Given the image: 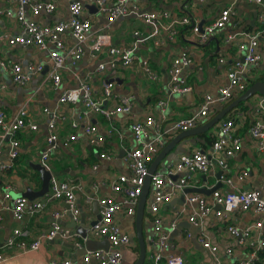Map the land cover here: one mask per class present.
I'll return each mask as SVG.
<instances>
[{
	"label": "built area",
	"instance_id": "built-area-1",
	"mask_svg": "<svg viewBox=\"0 0 264 264\" xmlns=\"http://www.w3.org/2000/svg\"><path fill=\"white\" fill-rule=\"evenodd\" d=\"M15 6L0 10L9 18H13L19 27L16 35L0 33V44L8 46H35L39 50L47 52L50 61V70L46 78L54 89L61 85V73L70 66L79 62L85 54V43L90 41V52L93 57H98L100 50L106 48L107 59L98 62L95 69L102 72L105 68L114 69L117 66L129 67L138 63L147 78L151 81L158 80V74L150 67L147 57L137 54V46L150 39L156 47L173 41L179 33L180 27L189 26L190 19L187 15H174L167 10H143L131 0H68V18L52 23L38 21L41 13L52 14L56 11V3L50 0H13ZM204 2L206 0H200ZM241 0H229L228 4L221 8L217 16L209 23L198 26L191 24V31L196 35L199 43H205L214 32L224 28L236 13V5ZM258 6L257 20L260 30L254 33H238L229 35L226 41H234L237 44L241 57L233 60L226 70L227 83L218 87L216 94L207 93L200 101L199 107L190 115L173 120L169 129H164L162 123L166 118L167 101L161 99L157 105L161 109L160 117L146 114L143 119L133 120L130 125L135 146L124 156L127 164V173H121L111 182V189L121 194V200L110 197L98 199V214L100 218L96 223L86 229V236L81 237L73 228L62 225L61 219L71 215V220L78 222L81 209L77 206L76 192L81 189L78 180L69 178L59 180L51 170V156L60 145L57 134V121L63 118L59 106L69 102H80L84 108V115L101 114L110 119L113 115L128 113L131 109L132 97L120 95L115 105L107 107L106 101L113 95L114 80L110 77L102 78L99 83V96L94 94L91 75H85L79 81L75 91H63L58 98L57 109L43 108L46 114V137L43 149L40 152L39 163L51 172L49 190L40 198L30 200L22 195L13 198L11 204L2 203L0 210H10L16 221H21L26 215H34L44 209L54 200H62L67 204L66 208L51 212L52 222L50 227L42 232L39 238L29 240V230L15 227L6 241L9 247L17 246L24 250H34L44 240H76V249L84 248V243L89 235L106 239L108 249L98 248L85 250L81 259L65 257L51 260L50 264H120L123 260L122 249L132 242L129 234L122 230L116 222L117 214L125 213L134 216L139 196L149 167L156 155L167 143L166 133H179L186 131L195 125L206 122L216 110H220L238 91H244L249 85L247 75L260 63L259 37L264 35V2L263 0H244ZM86 5L93 6L95 13L104 16L105 22L93 29L91 19L83 16ZM137 16L148 27L147 32L134 30L133 42L130 45H116L113 43L110 33L111 26L118 19ZM36 17V19L34 18ZM240 34V35H239ZM239 35V36H238ZM242 37V38H241ZM221 62L224 59H220ZM192 62L187 52L174 55L168 69L167 90L171 94H183L191 91L183 69ZM45 63L29 62L26 66L8 59H0V69L9 72L11 82L16 86H25L32 77L44 70ZM264 77V75H263ZM7 88L0 83V91ZM250 113L246 116L243 110L232 109L226 113L211 131L212 142L206 150L195 149L181 154L176 159H163L160 167L154 171L150 179V200L148 211L150 214L151 233L149 236V251L145 255L143 264H186L184 256L180 253L168 252L172 247L170 231L174 230L179 220L186 217L187 221L197 228L207 225V217L213 213L218 220L226 217L232 211H252L257 217L254 222L239 227L228 224L225 228L227 236L235 239L236 244L248 248L240 258L229 262L223 256L232 257V248L224 246V253L220 254L218 243H213L206 234L188 232L187 237H193L211 256L212 264H256L258 252L264 247V184L248 190L239 189L238 181H243L246 175L241 170L235 175L222 177L224 183L229 186L227 190L216 188L208 194L187 192L186 188H205L199 184V174H205L215 168L227 170L228 158L234 156L242 147V136L239 131L247 125V132L258 151H264V96L256 94L250 101ZM220 105V106H217ZM217 106V107H216ZM226 106V105H225ZM253 117H252V116ZM248 120V121H247ZM248 123H247V122ZM72 134L63 141L68 145L71 141L84 137L88 144L98 151L103 147V140L99 136L95 124L86 120L81 122L71 121ZM37 131L38 122L28 113L26 106L19 108L14 116H9L0 109V175L12 167L19 153V140L17 134L20 131ZM149 130L153 131L150 137ZM112 130L108 132L111 133ZM4 146L7 149L4 150ZM101 158H109V154L98 151ZM7 161L3 159V156ZM158 165V166H159ZM96 167V166H95ZM175 176V177H174ZM221 180V178H220ZM10 185L3 184L0 188L4 191L3 197L9 198ZM211 186L210 188H212ZM209 188V189H210ZM208 189V190H209ZM179 194L183 195V204L174 210L170 221V229L163 226L162 216L159 211L163 204L174 202ZM87 202L90 198H87ZM194 204L192 211L185 215V205ZM218 206V208H216ZM2 216L0 213V226ZM206 221V222H205ZM3 255L0 254V261Z\"/></svg>",
	"mask_w": 264,
	"mask_h": 264
},
{
	"label": "crops",
	"instance_id": "crops-1",
	"mask_svg": "<svg viewBox=\"0 0 264 264\" xmlns=\"http://www.w3.org/2000/svg\"><path fill=\"white\" fill-rule=\"evenodd\" d=\"M50 1L56 3V11L52 14L41 13L37 17L38 21L52 23L68 18V0ZM131 2L143 10H167L174 15H187L190 19L189 27H180L178 36L173 41L156 47L154 41L150 39L137 46V54L147 57L150 67L158 74L157 81L149 80L138 63H134L129 67L119 65L115 70L105 68L104 71L98 72L95 67L98 62L107 59V51L106 48H102L99 56L97 58L93 57L89 50L91 43L88 40L85 43V54L82 59L75 65L70 66L68 70L62 71L61 85L58 89H54L46 78V74L50 70L47 52L39 50L35 46L22 47L0 44V59L19 62L23 66H26L29 62L42 61L45 63L44 70L36 73L25 86L14 85L11 82L9 72L0 69V83L7 86L4 91H0V109H3L7 115L14 116L19 108L26 106L28 113L38 122L37 131L23 130L17 134L20 142L18 156L13 166L0 175V187L6 183L11 186L9 189L10 197L7 199L3 197L4 191L0 188V208L3 202L7 205L11 204L12 199L21 195L27 187L35 191L39 190V174L33 166L39 163L40 152L43 149L46 137L47 116L42 112V109H57L59 95L64 90L75 91L79 86V81L85 75L92 74L90 83L96 96H99V83L102 78L110 77L114 80L113 95L105 102L107 107L115 105L120 95H129L132 97L131 109L128 113L116 114L107 119L101 114L85 116L84 108L80 102H69L59 106L63 113V118L57 121V134L61 142L57 151L52 154L51 162L55 161L58 164L57 174L52 172L57 179L74 178L79 181L81 189L76 192L77 206L85 214L86 223L95 220L97 213L94 212L93 203L98 202V199L102 197H110L118 201L122 199L121 194L115 193L110 184L117 175L128 171L124 156L135 146L130 128L133 120L143 119L149 113L159 118L161 109L157 102L161 99L167 101L166 118L162 123L164 129H169L173 120L188 116L196 111L205 94H216L218 87L227 83L226 70L234 59L241 57L236 42L226 41L227 36L240 32L254 33L260 30V24L257 20L258 6L241 0L236 5V13L230 23L211 34L208 40L201 44L191 31V24L203 26L209 23L217 16L219 10L228 4L229 0H206L204 2L200 0H131ZM14 6L15 2L13 0H0V10L13 8ZM95 12V10L87 7L83 11V16L91 19L93 29L105 22L104 16ZM34 18L36 19V17ZM134 30L147 32L148 27L135 15L118 19L110 30L113 43L120 46L130 45L134 40L132 36ZM18 32L17 22L1 13L0 33L13 36ZM259 43L260 63L247 75L248 79L254 80L253 82L259 76L264 75L263 34L259 37ZM183 51L187 52L192 59V62L183 69V74L191 86V91L183 94H171L167 90L168 69L173 56ZM220 59H224V61L221 62ZM116 79L120 81H116ZM242 92H236L234 97ZM244 105L236 109L244 110L247 116L250 113V104L245 102ZM220 110H216L215 113ZM81 120L89 121L97 126L99 136L102 139L104 137L103 147H99L98 151L106 152L109 154V158H101L98 151L90 146L84 137H78L68 145L64 144L65 138L73 132L70 125L71 121L81 122ZM212 129L213 127L208 131V134L205 132L194 135L183 144L176 145L175 152L171 153V150L176 147L174 146L165 159H176L181 154L195 149H208L210 144L205 135H209ZM109 130H112L111 133L108 132ZM241 132L242 147L234 156L228 158L227 170L215 168L205 174L197 175L200 185H204L209 189L221 182L218 188L227 190L230 185L224 183L222 177L230 176L235 179V175L241 170H245L246 175L243 181L237 182L239 189L248 190L264 184V151L257 150L246 129ZM149 133L152 137L153 131L149 130ZM176 134L178 133H166V142ZM6 149L7 146H4V150ZM3 159L7 161L5 155ZM38 198L40 197L35 199ZM87 198H90L89 202H87ZM182 198L183 195L179 194L174 202L161 206L159 213L163 218V226L166 229H170L169 225L174 210L183 204ZM149 200L150 193H148L145 203V208L147 206V221L146 224H143L146 253L149 251V236L152 226L148 211ZM66 207L67 204L64 201L54 200L34 215H26L21 221H16L10 210H0L2 216L0 254L3 255L0 264H50L51 260L65 257L81 259L82 254H75V248L70 247V244L74 246L76 240L81 241L80 237L70 240L55 239L48 241L41 239L39 247L34 250H24L17 246L9 247L6 245V241L15 227L28 229L29 236L27 238L29 240L39 238L40 234L50 227L53 220L51 212ZM184 207L187 216L194 208V204L185 205ZM98 210L99 206L97 205L96 212ZM256 217L252 211H232L228 212L222 220H218L211 213L207 217V225H204V223L203 226L197 229L184 216L179 220L177 227L170 231L172 247L168 252L182 254L186 264H212L209 253L193 237L188 238L186 236L188 232L197 235L202 233L208 234L210 237L207 236L213 243H218L220 254L224 253V246L229 243L233 256H223V259L231 262L233 259L242 257L248 248L236 244L235 239L227 236L226 226L235 224L239 227H245L254 222ZM116 222L132 238L131 244L122 249L123 260L120 264H133L130 261H133L135 247L138 246L135 235V215L127 216L125 213L120 212L117 214ZM61 223L68 227L66 224L71 223L70 216L62 218ZM88 240L100 241L103 239L89 235ZM83 245L85 247L86 242Z\"/></svg>",
	"mask_w": 264,
	"mask_h": 264
},
{
	"label": "water",
	"instance_id": "water-1",
	"mask_svg": "<svg viewBox=\"0 0 264 264\" xmlns=\"http://www.w3.org/2000/svg\"><path fill=\"white\" fill-rule=\"evenodd\" d=\"M87 8H91L92 10L96 9L93 6L86 5ZM116 81H120L116 79ZM263 95L264 96V81L258 80L253 83H251L242 93H240L235 99H233L231 102H229L226 106H224L219 112L215 113L213 116H211L206 122L203 124L195 125L194 127L186 130L181 131L178 134H176L171 140H169L165 146L160 150V152L156 155L152 163L149 167V174L147 175L142 192L139 196L136 212H135V235L138 242V255L133 264H143L145 260L146 255V245L145 240L143 237V217H144V209H145V203L147 200V196L149 193L150 188V179L151 175L154 173V171L157 169L160 162L167 156V154L170 152V150L176 146L181 140L184 138L194 136L200 133L208 132L226 113L231 111L232 109H235L238 107L239 103L241 102H248L250 99L256 95ZM33 168L38 172L39 174V180H40V188L39 190H32L31 188L27 187L24 192L21 193L22 196L33 200L37 197H42L48 190H49V180L51 177V172L49 170H46L40 163L34 164ZM219 175V173H218ZM175 177V176H174ZM221 185V182H218L215 184L212 188L205 189V188H186L184 190L185 193L187 192H198V193H206L208 194L210 191L218 188ZM183 199V198H182ZM94 212L97 213L95 220L90 221L89 223H86L85 214L82 212L80 213V219L78 222L72 221L70 224H66L68 227L73 228L81 237L86 236L85 229H88L90 226L94 225L96 221L100 218V215L98 214V211L96 212V206L97 202L93 203ZM81 209V208H80ZM71 217V215L69 214ZM71 248H75L73 245L70 244ZM98 248L108 249L109 243L106 239L103 240H87L86 246L84 248H81L77 251L75 248V254H83L85 250H95Z\"/></svg>",
	"mask_w": 264,
	"mask_h": 264
},
{
	"label": "trees",
	"instance_id": "trees-1",
	"mask_svg": "<svg viewBox=\"0 0 264 264\" xmlns=\"http://www.w3.org/2000/svg\"><path fill=\"white\" fill-rule=\"evenodd\" d=\"M183 27H189L188 25L187 26H183ZM181 29V28H180ZM250 80V79H249ZM258 80H261V81H264V77L263 76H259L257 79H256V81H258ZM253 81L254 80H250L249 81V84L248 85H250L251 83H253ZM236 97H232L230 100H229V102H231L233 99H235ZM245 104V102H241V103H239V105H238V107H236V108H239V107H242V106H245L244 105ZM235 108V109H236ZM244 111V110H243ZM248 121V120H247ZM246 121V122H247ZM248 123V122H247ZM247 125L248 124H246L245 126H244V128H242L240 131H239V134L241 133L242 134V130L243 129H246L247 130ZM207 134H208V132H206ZM205 137L207 138V140H208V142H209V144H211V142H212V134L210 133L209 135H205ZM135 249L136 250H138V246L136 245V247H135ZM258 255H259V258H258V260H257V262H256V264H264V247L258 252Z\"/></svg>",
	"mask_w": 264,
	"mask_h": 264
},
{
	"label": "rangeland",
	"instance_id": "rangeland-1",
	"mask_svg": "<svg viewBox=\"0 0 264 264\" xmlns=\"http://www.w3.org/2000/svg\"><path fill=\"white\" fill-rule=\"evenodd\" d=\"M192 136H190V137H187V138H184L183 140H181L178 144H183L186 140H188V139H190ZM177 144V145H178ZM176 148H177V146L174 148V149H172L171 150V153H174L175 152V150H176ZM51 170H52V172L54 173V174H57V172H58V164H57V162H55V161H52L51 162ZM146 221H147V206H146V208H145V211H144V217H143V224H146ZM134 254H135V256H134V258L132 259L133 261H130V262H134L135 261V259L137 258V250L135 249V251H134ZM126 260V259H125Z\"/></svg>",
	"mask_w": 264,
	"mask_h": 264
}]
</instances>
